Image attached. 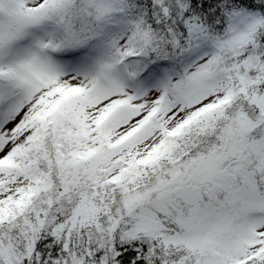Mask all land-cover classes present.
Listing matches in <instances>:
<instances>
[{"label": "snow or ice", "instance_id": "snow-or-ice-1", "mask_svg": "<svg viewBox=\"0 0 264 264\" xmlns=\"http://www.w3.org/2000/svg\"><path fill=\"white\" fill-rule=\"evenodd\" d=\"M0 264H264V0H0Z\"/></svg>", "mask_w": 264, "mask_h": 264}]
</instances>
